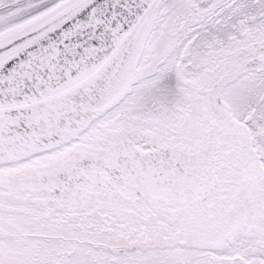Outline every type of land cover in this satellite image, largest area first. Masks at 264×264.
<instances>
[{
  "label": "snow or ice",
  "instance_id": "obj_1",
  "mask_svg": "<svg viewBox=\"0 0 264 264\" xmlns=\"http://www.w3.org/2000/svg\"><path fill=\"white\" fill-rule=\"evenodd\" d=\"M0 264H264V0H0Z\"/></svg>",
  "mask_w": 264,
  "mask_h": 264
}]
</instances>
